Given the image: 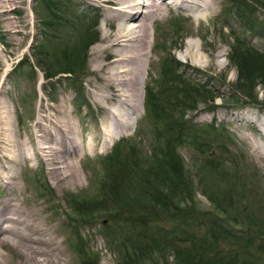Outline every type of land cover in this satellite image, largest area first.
I'll return each mask as SVG.
<instances>
[{
  "label": "rangeland",
  "instance_id": "374dc122",
  "mask_svg": "<svg viewBox=\"0 0 264 264\" xmlns=\"http://www.w3.org/2000/svg\"><path fill=\"white\" fill-rule=\"evenodd\" d=\"M98 1L48 0L37 4L36 19L33 0H0V200L15 196L39 210L63 249L61 264H191L175 251L183 252L188 233L202 232L199 222L208 218H216L224 234L248 233L263 243L264 87L255 84L254 100L238 94L228 55L242 49L235 39L264 49V9H254L250 29L243 24L246 8L234 0H209L213 13L199 23L173 9L152 23L136 114L120 129L108 117V104L91 97L92 48L105 29ZM188 41L217 65L185 61L180 51ZM66 67H73L71 77L44 76L43 68L51 74ZM179 76L185 87H208L213 99L179 110L184 122L169 133L165 151L169 136H157V123L145 113V87L162 103ZM53 116L73 127L64 139L78 152L75 183L55 181L34 151L38 134L56 132ZM162 198L166 212L154 205ZM235 241L226 235L215 257L202 262L234 261ZM144 244L148 250L139 248ZM0 252L14 257V247Z\"/></svg>",
  "mask_w": 264,
  "mask_h": 264
},
{
  "label": "bare ground",
  "instance_id": "6f19581e",
  "mask_svg": "<svg viewBox=\"0 0 264 264\" xmlns=\"http://www.w3.org/2000/svg\"><path fill=\"white\" fill-rule=\"evenodd\" d=\"M27 1L29 3L30 0ZM98 2V13L104 21L105 29L101 33L98 45L92 48V71L95 80L92 84L91 97L95 103L108 104V117L113 121L115 128L121 129L127 127L130 124L129 117L136 114L139 91L145 78L143 67L149 57L151 24L161 20L172 9L199 23L208 19L214 2L209 0ZM180 55L191 64L217 65L213 56L208 59L200 55L193 42L184 43ZM165 57L175 65L176 61L172 55L168 54ZM53 119L56 132L52 134L48 130H43L42 134H38L37 142L40 144L34 146V151L47 164L48 173L55 181L75 183L79 179L75 163L78 152L76 153L73 143H67L64 139L65 134L73 130V127L67 119L59 121L55 116ZM25 153L26 150L21 151L20 157L26 159L23 155ZM33 206L16 201L15 196L6 195L0 200V248L14 247V257H6L0 252V264H61V260L65 259L61 258L63 249L55 241L52 227Z\"/></svg>",
  "mask_w": 264,
  "mask_h": 264
},
{
  "label": "trees",
  "instance_id": "16d2710c",
  "mask_svg": "<svg viewBox=\"0 0 264 264\" xmlns=\"http://www.w3.org/2000/svg\"><path fill=\"white\" fill-rule=\"evenodd\" d=\"M34 4L32 6V11L34 13V16L36 19H39L40 12L38 10V5H47L48 0H33ZM238 3H241L242 7L246 8L247 13L245 12V18L248 20L244 21L243 24L247 27V29L252 27V20L255 19V16H253L254 9L258 7L264 9V0H261L260 2L258 0H234ZM247 1H249L251 4H247ZM255 2V3H254ZM257 2V4H256ZM254 6V7H253ZM244 15H241L243 17ZM90 32L86 31L85 36L86 39L89 38L88 34ZM261 34H264V31L261 32ZM95 40H90L88 45L93 43ZM235 41L240 44L241 50L236 51L233 50L230 55H228V60L231 62V64L236 68V81L233 84V87L235 91L238 92L241 96L245 97L246 99L254 100V96L252 95L253 88L255 84H260L262 87H264V49L263 50H256L248 45H243L241 41H238L235 39ZM68 54H66L67 56ZM37 64H42L41 61H38ZM19 67V66H17ZM64 68V67H63ZM66 67L65 69H62L60 71H57L55 73H47L46 68H43L44 76L47 78L53 77L57 75L58 73H65L68 74L70 77L72 76V72L74 69ZM169 68V66H168ZM170 69L174 71L172 65L170 66ZM170 70V73L173 75H170L168 73V78L172 80V76L175 75V71L172 72ZM165 74V72H164ZM180 81L179 83L175 82V86L171 85L169 87V92L167 97L162 98V103H159L160 100L157 98H153V94H151L150 91L151 88L149 86L145 87V113H150L152 120L155 121L156 128H157V136L159 134H167L169 136L168 140L165 141L166 143V149L170 150V135L169 133L172 132L174 128L178 130V132L181 130L183 120H182V114H179V110L181 108H187L191 109L195 105H193L195 100H198L199 102H210L213 99V95L210 93V89L208 87L204 88L203 86L194 88L193 86L189 85L185 87V80H182L179 76ZM185 79V78H183ZM178 80V79H177ZM163 82V81H162ZM160 82V84L162 83ZM182 82V84H181ZM184 85V86H183ZM194 85V84H193ZM174 91H172V90ZM147 106V107H146ZM180 106V107H179ZM150 107V109H148ZM176 107H179V109L176 110ZM173 113H176V116H173ZM176 125L180 127H175ZM210 132L212 130H209ZM120 172H114V176H118ZM165 198H162V200L158 201L155 200L154 205L160 206L161 210H165L167 208ZM160 210V211H161ZM192 221V220H191ZM145 223V221H144ZM194 222H190L189 225L193 224ZM199 226H203V231H199L201 229L198 228L196 231L191 230V233H188V239L186 241L188 242V247L184 249L183 252H180V250L175 251L178 255H182L189 261L191 264H209V262H202L205 261V256H209L210 258L212 256L215 257V252L217 250V243L218 241L222 240L227 237L235 238L237 241L234 243V255L235 260L232 262H229L227 264H259L260 252H264V241L261 242H255L253 241L251 235H248V233L243 234L244 236H232L231 234H224L220 231V222L216 218H208L205 222H199ZM198 226V227H199ZM192 227H194L192 225ZM197 228V227H196ZM195 232V233H194ZM198 233V234H197ZM222 234V235H221ZM221 235V236H220ZM234 235V234H233ZM246 235V236H245ZM104 236H106V233H104ZM157 241L155 239H151V245L154 246L159 245V243H156ZM132 244V243H131ZM120 245V244H119ZM149 244H144L143 246L139 247L142 250H148ZM207 261H211L207 260ZM213 264V263H211Z\"/></svg>",
  "mask_w": 264,
  "mask_h": 264
}]
</instances>
